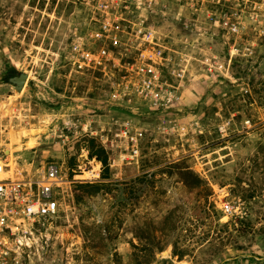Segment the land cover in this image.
I'll list each match as a JSON object with an SVG mask.
<instances>
[{
    "label": "rangeland",
    "instance_id": "obj_1",
    "mask_svg": "<svg viewBox=\"0 0 264 264\" xmlns=\"http://www.w3.org/2000/svg\"><path fill=\"white\" fill-rule=\"evenodd\" d=\"M118 1L132 19L136 0ZM158 1V13H147L146 0L141 12L176 61L188 58L180 110L167 113L113 99L100 72L72 69V41L97 28L95 0H0V120L7 143L11 131L38 130L34 147L13 152L15 168L55 163L66 180L26 264H261L264 0ZM224 13L239 21L237 33L206 22ZM11 69L28 75L20 90ZM98 148L106 179L88 155ZM87 181L109 189L79 206L75 187ZM223 200L240 214L226 216Z\"/></svg>",
    "mask_w": 264,
    "mask_h": 264
},
{
    "label": "built area",
    "instance_id": "obj_2",
    "mask_svg": "<svg viewBox=\"0 0 264 264\" xmlns=\"http://www.w3.org/2000/svg\"><path fill=\"white\" fill-rule=\"evenodd\" d=\"M146 2L144 9H148V14L158 13V0ZM142 3L143 0H136L135 16L128 19L119 13L118 0H95L96 15L92 19L97 28L72 41L71 67L100 72L113 99L130 102L138 98L159 113L180 110L188 58L183 55L176 61L168 36L141 12ZM162 5L161 15H165L167 6ZM206 22L228 32L239 31V21L226 13L221 19L208 14ZM5 134L0 120V264H26L34 241L41 240L45 224L58 213L56 188L66 180L55 163L36 169L15 168L10 175H4L9 170ZM220 209L226 216L240 214V205L229 200H223Z\"/></svg>",
    "mask_w": 264,
    "mask_h": 264
},
{
    "label": "trees",
    "instance_id": "obj_3",
    "mask_svg": "<svg viewBox=\"0 0 264 264\" xmlns=\"http://www.w3.org/2000/svg\"><path fill=\"white\" fill-rule=\"evenodd\" d=\"M16 70L11 69V72L14 73ZM89 157L90 158H95L96 160L100 161L102 164V170L100 173L101 179H106L109 177V165H108V160L107 156L104 154L103 148H98L96 150H91L89 152ZM180 173L183 175V178L186 179L187 174L194 175L196 177V184L198 185L201 180L193 174V172L190 169L186 170H181L180 168ZM109 183L108 182H103V181H95V182H81L76 185L74 195H75V200L77 201V204L83 205L88 201L89 198H91L93 195H99L102 190H105L106 188L109 189ZM188 185V183H187ZM158 249H161L159 247ZM180 259L181 257L178 256Z\"/></svg>",
    "mask_w": 264,
    "mask_h": 264
},
{
    "label": "bare ground",
    "instance_id": "obj_4",
    "mask_svg": "<svg viewBox=\"0 0 264 264\" xmlns=\"http://www.w3.org/2000/svg\"><path fill=\"white\" fill-rule=\"evenodd\" d=\"M1 109L4 114L8 115L10 113L9 108H7V103H1ZM38 132L36 128H27V129H18L15 131H11L9 133V142L6 146V154H7V166L9 168L8 172L4 175H10L15 169L14 155L13 152L22 146V144L26 148H32L37 143V136L35 135ZM22 138L24 142L21 143ZM16 144V145H15ZM97 164V163H96ZM97 167V166H95ZM185 260H178L179 264H186Z\"/></svg>",
    "mask_w": 264,
    "mask_h": 264
},
{
    "label": "water",
    "instance_id": "obj_5",
    "mask_svg": "<svg viewBox=\"0 0 264 264\" xmlns=\"http://www.w3.org/2000/svg\"><path fill=\"white\" fill-rule=\"evenodd\" d=\"M27 73L26 72H17L15 71L13 75H10L7 79L9 82L13 83L15 85V88L17 90H20L25 81L27 80Z\"/></svg>",
    "mask_w": 264,
    "mask_h": 264
},
{
    "label": "crops",
    "instance_id": "obj_6",
    "mask_svg": "<svg viewBox=\"0 0 264 264\" xmlns=\"http://www.w3.org/2000/svg\"><path fill=\"white\" fill-rule=\"evenodd\" d=\"M262 260H264V258H263V257H261V264H263V263H262V262H263Z\"/></svg>",
    "mask_w": 264,
    "mask_h": 264
},
{
    "label": "flooded vegetation",
    "instance_id": "obj_7",
    "mask_svg": "<svg viewBox=\"0 0 264 264\" xmlns=\"http://www.w3.org/2000/svg\"><path fill=\"white\" fill-rule=\"evenodd\" d=\"M10 75H13V73H10Z\"/></svg>",
    "mask_w": 264,
    "mask_h": 264
}]
</instances>
